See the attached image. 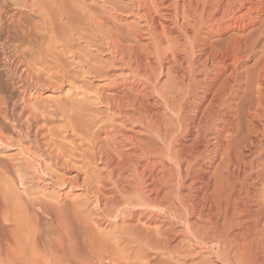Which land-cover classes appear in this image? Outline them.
<instances>
[{
    "label": "bare ground",
    "instance_id": "1",
    "mask_svg": "<svg viewBox=\"0 0 264 264\" xmlns=\"http://www.w3.org/2000/svg\"><path fill=\"white\" fill-rule=\"evenodd\" d=\"M34 13H0V264H264V0ZM45 85L67 87L52 115L26 96Z\"/></svg>",
    "mask_w": 264,
    "mask_h": 264
},
{
    "label": "rangeland",
    "instance_id": "2",
    "mask_svg": "<svg viewBox=\"0 0 264 264\" xmlns=\"http://www.w3.org/2000/svg\"><path fill=\"white\" fill-rule=\"evenodd\" d=\"M55 0H0V13L4 16L3 18H4V20L6 21L7 19H9L10 17H12V19H14V20H19L20 22H22V21H29V22H32V21H40V18L39 17H35L34 15H35V13H34V11L36 10V9H38V8H43L45 5L47 6V5H50L51 3H53ZM59 1H61V0H57V2H59ZM79 1V0H78ZM86 4H88V5H90L91 4V1H87L86 2ZM15 15V16H14ZM16 15H17V17H16ZM8 16V17H7ZM33 16V17H32ZM6 17V18H5ZM15 17V18H14ZM20 17V18H19ZM18 18V19H17ZM37 18V19H36ZM61 50V48H58V50H57V52L58 51H60ZM0 55H1V51H0ZM3 57L4 56H0V66L2 65V62H3ZM65 57V56H64ZM2 58V59H1ZM69 60V59H68ZM71 67H72V65H71ZM70 67V69H73L74 71H77V69L79 70L81 67L79 66H77V65H73V68H71ZM77 67V68H76ZM34 77H36L35 75H34ZM5 80H7V79H5ZM31 85V84H30ZM33 85V84H32ZM31 85V86H32ZM17 86V87H16ZM47 85H45V86H43V88L41 89H39V88H36V89H32V87L31 88H29L28 89V92L27 93H29V94H27L26 96L27 97H29L30 96V98H27L28 99V101H29V103L28 104H30L29 105V107L30 106H32V104H33V109H35L36 107H37V105H38V107H37V109H35V110H37V111H50V113H51V115H52V110L53 109H55L56 108V105L57 104H61V103H63L64 101V98H65V94H66V92H67V87H65V89L64 90H58V89H56V88H49V87H47V88H44V87H46ZM14 87H16V88H14ZM18 89H20L19 91H18ZM24 89L22 88H20V86L19 85H13V86H11L10 88H9V92H11L12 93V95H13V99H12V101L15 103V104H17L18 106H19V108H21L22 106L24 107V103H22V97L23 96H21V95H24V91H23ZM38 90V91H37ZM47 90V91H46ZM52 90V91H51ZM15 92H18V93H15ZM22 93L21 95H19V93ZM31 92V93H30ZM62 92L64 93L63 95H62ZM43 95V96H42ZM25 96V97H26ZM75 99H78V97H75ZM16 100H17V102H16ZM19 100H21L20 102H21V104H20V102H19ZM58 101H61V102H58ZM32 104H31V103ZM40 106V107H39ZM42 106V107H41ZM22 107V108H23ZM32 107H31V111H30V113L32 112V111H34L33 109H32ZM40 108H41V110H40ZM53 108V109H52ZM49 109V110H48ZM50 109H52V110H50ZM26 111V110H25ZM27 112V111H26ZM25 112V113H26ZM46 112V113H47ZM46 113H45V115H46ZM49 113V112H48ZM49 113V114H50ZM47 115L46 117H47V119H48V121L45 123V124H42L43 122H41L40 121V123L39 124H42V125H44V131L43 132H41V133H44L43 135H45V134H47L48 135V133L51 131V133H49V135H70V134H68L67 132V134L65 133V130H64V126H65V121H63L64 119V117L62 118V116L63 115H61V114H58V115H53V117L54 118H52V116L51 115ZM59 115H61V116H59ZM56 116H58V117H56ZM49 117V118H48ZM59 117H61V118H59ZM60 119V120H59ZM47 126L49 127L50 126V128H47ZM45 128H47L46 130H45ZM50 129V130H49ZM54 130V131H53ZM49 131V132H48ZM53 131V132H52ZM58 131V132H57ZM45 132H48V133H45ZM64 132V133H63ZM72 135V134H71ZM1 147H3V148H1ZM8 147H6V146H0V160H2L3 159V161H12L13 159H14V156L18 153V151H19V148L18 147H10V148H8ZM12 148V149H11ZM14 148V149H13ZM4 149V150H3ZM18 150V151H17ZM17 151V152H16ZM14 155V156H13ZM13 157V158H12ZM11 159V160H10ZM25 187H24V185H22V184H20V183H17L16 184V186H15V189H14V192H13V195H12V198L13 199H18L17 201H20L21 203H22V205L21 206H23V204H24V201L26 200V193H25V189H24ZM81 193V191H77V194H79V193ZM37 196H39V194H36ZM32 197V196H31ZM69 197H71V196H69ZM69 197L67 198V200L69 199ZM74 198V197H73ZM72 199V197L70 198V200ZM20 202H17V203H20ZM20 203V204H21ZM20 204H18V205H20ZM91 205V204H90ZM92 208V206H89V208ZM6 224V223H5ZM7 226H8V224H7ZM9 230V229H8ZM0 234H3V235H6L7 233H8V231H7V229L4 227V226H1L0 227Z\"/></svg>",
    "mask_w": 264,
    "mask_h": 264
}]
</instances>
